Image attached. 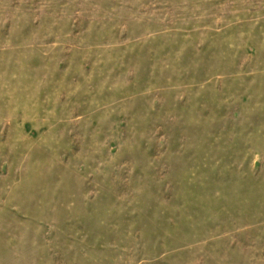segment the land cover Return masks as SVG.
<instances>
[{
    "label": "rangeland",
    "instance_id": "374dc122",
    "mask_svg": "<svg viewBox=\"0 0 264 264\" xmlns=\"http://www.w3.org/2000/svg\"><path fill=\"white\" fill-rule=\"evenodd\" d=\"M0 264H264V0H0Z\"/></svg>",
    "mask_w": 264,
    "mask_h": 264
}]
</instances>
